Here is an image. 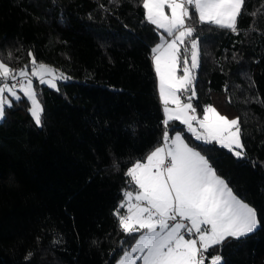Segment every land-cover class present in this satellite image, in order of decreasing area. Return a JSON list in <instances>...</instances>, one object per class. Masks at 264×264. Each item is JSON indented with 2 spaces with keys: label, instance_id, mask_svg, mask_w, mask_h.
Returning a JSON list of instances; mask_svg holds the SVG:
<instances>
[{
  "label": "trees",
  "instance_id": "trees-1",
  "mask_svg": "<svg viewBox=\"0 0 264 264\" xmlns=\"http://www.w3.org/2000/svg\"><path fill=\"white\" fill-rule=\"evenodd\" d=\"M142 2L0 0V59L14 73L45 64L66 78L56 88L34 81L42 126L22 94L0 121V264H116L139 236L114 215L124 191L138 189L126 170L162 143L166 127L257 211L259 227L209 248L205 264L213 254L264 264V0H245L239 34L198 23L189 6L200 49L194 108L239 118L242 157L196 140L179 121L164 125L152 52L161 36ZM185 45L190 38L180 70Z\"/></svg>",
  "mask_w": 264,
  "mask_h": 264
},
{
  "label": "snow or ice",
  "instance_id": "snow-or-ice-1",
  "mask_svg": "<svg viewBox=\"0 0 264 264\" xmlns=\"http://www.w3.org/2000/svg\"><path fill=\"white\" fill-rule=\"evenodd\" d=\"M244 3L245 0L142 2L146 20L163 29L167 36L173 37L152 49L156 54L154 69L158 74V91L166 114L164 125L167 126L169 121H180L196 140L205 144L216 142L232 151L236 157L244 155L243 151L236 150L244 148L239 118L228 120L212 106L205 108L203 119L189 115L190 111L195 113L196 108L190 102L181 105L177 95L181 91L191 92L189 101L195 96L194 77L188 66V56L183 58V75L177 78L176 72L180 59L178 42L184 45L189 38L190 46L186 45L185 51L190 50L191 69L199 67V37L195 35V25L186 24V20H192L186 5L192 6L198 23L215 24L239 34L237 22ZM165 6L170 9V16L165 14ZM52 71L40 64L32 74L39 76L41 83L56 88L55 77L44 79V74L50 75ZM11 72L7 63L0 61V119L4 118L5 108L11 107L12 97L16 101L22 98L10 82L15 79V76L10 75ZM26 75L21 70L20 76ZM21 91L30 100L29 112L35 124L42 126L44 109L38 102V93L33 90V81L27 80L21 86ZM169 102L176 107L169 108ZM193 121L203 129L202 132L193 127ZM163 140H169L167 127ZM142 159L146 163L135 161L125 173L140 191L134 197L131 191H124L127 200H122L114 211L119 226L126 234L139 233L118 264H135L136 260L142 261V264H205V253L209 248L223 246L228 238L239 240L246 237L259 226L256 209L233 193L226 180L217 174L210 159L186 143L180 131L174 132L167 150L157 146ZM124 208L126 213L121 214ZM53 243H59V240ZM133 253L141 255L134 257ZM31 255L29 253L26 259ZM207 259L209 264H223L220 254H213Z\"/></svg>",
  "mask_w": 264,
  "mask_h": 264
},
{
  "label": "rangeland",
  "instance_id": "rangeland-1",
  "mask_svg": "<svg viewBox=\"0 0 264 264\" xmlns=\"http://www.w3.org/2000/svg\"><path fill=\"white\" fill-rule=\"evenodd\" d=\"M186 7H188V9H189V6L188 5H186ZM164 11H165V14L166 15H168V16H170L171 15V11H170V9L167 7V6H165V9H164ZM186 24H189V21H187L186 20ZM155 26V25H154ZM157 29H158V31H159V33H160V36H161V38H160V40H159V42L156 44V45H158V44H164L165 43V39H167L169 36H167V33H165L164 32V30L163 29H161V28H159V27H157V26H155ZM170 39H173V37H169ZM168 38V39H169ZM186 41V40H185ZM156 45H155V47H156ZM181 46L182 45H180L179 44V42H178V47L179 48H181ZM186 46V45H185ZM187 46H190V45H187ZM190 51V50H189ZM156 54L155 53H153V67H154V64H155V61H154V56H155ZM188 59H189V68H190V70H191V73H192V75H193V77H194V86H195V75H196V70H197V68L196 69H191V56H190V53H189V55H188ZM0 61H3L2 59H0ZM40 64H32V65H30V66H28V67H25V68H21V69H19L18 71H17V73L15 72H11L10 73V75H12V76H15V79H18V80H23L24 81V83L23 84H26L27 83V80H32L33 81V90L34 91H36L35 90V88H34V81L35 80H38L39 82H40V77L39 76H35V75H33L32 74V72H33V70H34V68H36V67H38ZM43 65H45V64H43ZM8 66V65H7ZM45 66H47V65H45ZM184 66V65H183ZM183 66H182V68H183ZM9 67V66H8ZM48 68H50V69H52L51 67H49V66H47ZM21 70H23L24 72H26L27 73V75L26 76H20V72H21ZM53 71L51 72V74L49 75L48 73H45L44 74V79L45 80H49V79H52L53 77H55L56 78V80H55V82H56V85H58V83L59 82H61V81H64V80H66V78L64 77V76H62V75H60L58 72H55L54 71V69H52ZM154 71H155V69H154ZM155 75H156V82H157V90H158V84H159V80H158V74L156 73V71H155ZM183 75V72H182V69L180 70V68H179V62L177 63V72H176V76H177V78H180L181 76ZM15 79H12L11 81H13V80H15ZM26 80V81H25ZM10 81V82H11ZM5 82H7V81H5ZM41 83V82H40ZM15 90L17 91V94L19 95V91H21V88H19V89H16L15 88ZM22 94H24L23 92H22ZM158 94H159V91H158ZM6 95H9L10 96V94H7L6 93ZM177 95L180 97V101H181V105H183V104H185V103H192L193 104V101H194V98H195V96H193L192 97V99L189 101L188 100V96H190L191 95V92H185V91H181V92H177ZM195 95H196V93H195ZM159 97H160V101H161V104H162V110H163V114H164V120L166 119V114H165V112H164V104H163V99H162V97L159 95ZM37 99H38V102L41 104V102H40V99H39V97L37 96ZM29 102H30V100H29ZM169 108H175L176 107V105L175 104H173V103H171V102H169V104L167 105ZM193 107H194V105H193ZM189 115H196L197 116V118L198 119H203V116H204V113L202 114V115H200V114H198L197 112H195V113H193V112H189ZM209 115L211 116L212 114L211 113H209ZM228 120H231V119H229V118H227ZM2 119H0V121H1ZM170 122V121H169ZM168 122V123H169ZM180 122V121H179ZM185 126V128H186V131H188L187 130V126L186 125H184ZM193 127L198 131V132H202L203 131V129H200L199 128V125H198V123L196 122V121H193ZM189 133H191L192 134V132H190V131H188ZM193 135V134H192ZM174 136V132L173 133H170L169 132V140L168 141H162V143L159 145V147H163V148H165V150H167V148H168V146H170V144H171V138ZM194 137V136H193ZM182 138L185 140V142L186 143H188L187 141H186V139L184 138V136L182 135ZM216 143V142H215ZM189 144V143H188ZM218 144V143H217ZM190 145V144H189ZM219 145V144H218ZM190 146H192V145H190ZM220 146V145H219ZM193 147V146H192ZM197 149V148H196ZM197 150H199V149H197ZM228 150V149H227ZM236 150H239V151H242V149H236ZM200 151V150H199ZM232 152V151H231ZM203 154V153H202ZM133 203H135L136 201L135 200H133L132 201ZM259 227V226H258ZM257 227V228H258ZM186 239L188 238L187 236L185 237ZM198 243H199V241H198ZM198 246V245H197ZM133 255V254H132ZM120 260V259H119ZM118 260V261H119ZM118 261H117V263L116 264H118ZM136 262V261H135ZM141 264V263H140Z\"/></svg>",
  "mask_w": 264,
  "mask_h": 264
},
{
  "label": "crops",
  "instance_id": "crops-1",
  "mask_svg": "<svg viewBox=\"0 0 264 264\" xmlns=\"http://www.w3.org/2000/svg\"><path fill=\"white\" fill-rule=\"evenodd\" d=\"M169 38V37H168ZM167 38V40H171L170 38L168 39ZM17 73V72H16ZM22 94V91H19V96ZM22 95H24V94H22ZM25 96V95H24ZM14 97H12L11 99H13ZM140 162H142V163H146V161L145 160H139ZM133 166V165H132ZM137 188H138V186H137ZM138 191H140L139 190V188L137 189V191H131L132 193H133V197L136 195V193L138 192ZM126 200H127V198L125 197V202H126ZM134 200V199H133ZM124 210H125V213H126V208H124ZM141 254L140 253H133V256L134 257H139ZM137 261V260H136ZM140 263L142 264V261H140Z\"/></svg>",
  "mask_w": 264,
  "mask_h": 264
},
{
  "label": "built area",
  "instance_id": "built-area-1",
  "mask_svg": "<svg viewBox=\"0 0 264 264\" xmlns=\"http://www.w3.org/2000/svg\"><path fill=\"white\" fill-rule=\"evenodd\" d=\"M25 81H26V80H25ZM23 83H24L23 80H18V79H15V80L11 81V84L15 85V88H16V89L21 88V86L23 85ZM165 167H167V161H166ZM185 223H187V222L185 221ZM199 246H200V245H199V243H198V247H199ZM205 254H206V253H205Z\"/></svg>",
  "mask_w": 264,
  "mask_h": 264
}]
</instances>
